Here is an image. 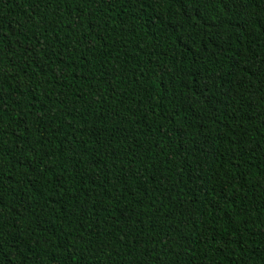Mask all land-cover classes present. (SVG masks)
<instances>
[{"label":"trees","instance_id":"obj_1","mask_svg":"<svg viewBox=\"0 0 264 264\" xmlns=\"http://www.w3.org/2000/svg\"><path fill=\"white\" fill-rule=\"evenodd\" d=\"M0 264H264V0H0Z\"/></svg>","mask_w":264,"mask_h":264}]
</instances>
